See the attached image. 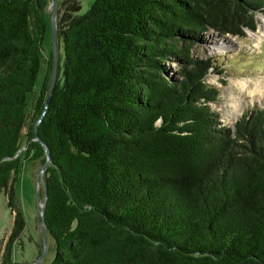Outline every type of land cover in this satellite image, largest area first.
I'll use <instances>...</instances> for the list:
<instances>
[{"label":"trees","instance_id":"1","mask_svg":"<svg viewBox=\"0 0 264 264\" xmlns=\"http://www.w3.org/2000/svg\"><path fill=\"white\" fill-rule=\"evenodd\" d=\"M49 1L0 0V190L15 180L23 146L45 162L34 125L51 59L33 89ZM263 8L94 0L57 20L62 75L36 125L51 156L49 264H264V107L222 123L211 110L219 91L205 82L221 69L191 54L208 30L254 31ZM170 60L176 75L165 73Z\"/></svg>","mask_w":264,"mask_h":264},{"label":"rangeland","instance_id":"2","mask_svg":"<svg viewBox=\"0 0 264 264\" xmlns=\"http://www.w3.org/2000/svg\"><path fill=\"white\" fill-rule=\"evenodd\" d=\"M93 1L56 0L57 20L76 12L85 13ZM77 6L79 10L75 12ZM46 12L48 30L42 43V62L33 89L35 94L40 90L48 61L51 59V6L49 3ZM202 36V41L192 46L191 54L200 59H210L221 69V72L210 70L205 77V82L219 91L217 101L211 103V110L218 114L219 120L224 124L232 125L243 112L263 108L264 12L256 13V29L246 30L245 36L219 35L213 30L206 31ZM57 57L55 80L60 79L62 75L63 58L59 39ZM175 65L171 60L164 61V66L167 68L165 73L175 74ZM256 88L259 92L252 93L251 90ZM231 111H236L235 116L231 115ZM25 150V146L19 150L20 165L15 180L10 181L5 190H0V264H4L5 261L10 264H49L54 255V243L47 234L45 253L35 262L43 250L36 203L37 176L43 163L39 159H32V153L26 154ZM11 186L12 196L10 197ZM43 196V187L40 184L39 203L43 201ZM9 197L12 198V206L9 205Z\"/></svg>","mask_w":264,"mask_h":264},{"label":"water","instance_id":"3","mask_svg":"<svg viewBox=\"0 0 264 264\" xmlns=\"http://www.w3.org/2000/svg\"><path fill=\"white\" fill-rule=\"evenodd\" d=\"M49 5L51 6V17H50L51 60H52L51 74H50V79H49L48 93H47V97H46L45 103H44V110H43L40 118L37 120L36 124L34 125V133H35L34 139L40 142V144L42 145V147L44 149V153H45V162L43 163L41 169L38 172L37 184H36V187H37L36 203H37V210H38V216H39V222H40V230H41L42 240H43V250H42V253L39 256V258H37L35 262L40 260L45 253L47 231H46V226H45V222H44V210H45V205H46V200H47V191H46L43 173L51 161L50 152H49L47 146L45 145V143L40 139L38 132H37V129H36V125L40 121L42 115L45 113L48 100H49V98L52 94V91H53V87H54V83H55V76H56L57 67H58V57H57V54H58V37H57V8H56L57 4H56V0H50ZM40 184L42 185L43 192H44L43 201L41 203H39V185Z\"/></svg>","mask_w":264,"mask_h":264},{"label":"bare ground","instance_id":"4","mask_svg":"<svg viewBox=\"0 0 264 264\" xmlns=\"http://www.w3.org/2000/svg\"><path fill=\"white\" fill-rule=\"evenodd\" d=\"M220 47H221V45H220ZM242 88H245V87L242 86ZM251 91H252V93H254V92L256 93V92H259V89L256 88V89H253V90H251ZM234 92H235V91H234ZM232 107H233V106H232ZM233 110H234V109H233ZM235 112H236V111H231V115H232V116H235V114H236Z\"/></svg>","mask_w":264,"mask_h":264}]
</instances>
